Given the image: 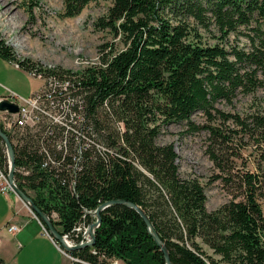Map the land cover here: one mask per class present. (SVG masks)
<instances>
[{
	"label": "trees",
	"instance_id": "trees-1",
	"mask_svg": "<svg viewBox=\"0 0 264 264\" xmlns=\"http://www.w3.org/2000/svg\"><path fill=\"white\" fill-rule=\"evenodd\" d=\"M95 1L64 0L62 16ZM109 1L93 26L110 40L81 71L17 61L0 38L2 60L68 83L62 115L72 120L69 129L27 130L12 144L14 184L74 245L76 227L94 221L87 212L110 203L94 244L66 253L71 264H166L152 231L170 264H264V0ZM239 96L257 106L242 116L217 108ZM196 113L207 124L192 123ZM174 124L207 135L209 183L228 196L213 211L204 186L180 175L173 145L157 143ZM0 171L8 173L1 139Z\"/></svg>",
	"mask_w": 264,
	"mask_h": 264
},
{
	"label": "rangeland",
	"instance_id": "rangeland-1",
	"mask_svg": "<svg viewBox=\"0 0 264 264\" xmlns=\"http://www.w3.org/2000/svg\"><path fill=\"white\" fill-rule=\"evenodd\" d=\"M109 6V0H97L89 3L79 15L65 18L62 16L64 12V0H39L37 6H29L23 0H0V38L15 53L17 61L28 60L42 70H54L58 72L81 71L87 65L96 63L98 46L110 40L109 35L97 31L93 26L95 20L101 17ZM209 41L210 43L215 42L213 40ZM21 75L23 74L15 71L14 68L0 65V86L9 88V91L16 86L17 88H23L27 92L39 86L40 81L34 79L37 76L35 71L28 73L27 78ZM6 90L8 89L3 90L0 88V94H3V97L7 96ZM16 95L23 97L19 93ZM256 97L258 100L262 98L260 93ZM253 99L250 96H239L232 105L220 103L217 105V108L225 113L242 116L248 113L251 107L257 106V102H254V104ZM51 112L55 114L60 122H55V126L60 127L58 124L63 123L67 126L66 129L72 127V120H67L70 118L67 117L68 110L64 115H61V110L57 109H52ZM191 121L199 126L207 124L204 117L199 113L194 114L191 117ZM39 122V125L44 127L49 123V119L47 117L39 118ZM32 131V133H35L38 131V127ZM73 131L75 132L76 130ZM88 136V134H85L83 136L85 139L82 138L85 140V145L91 143L92 137L89 136L90 140H88ZM69 140H71L70 135ZM157 143L161 145L172 144L179 157L178 166L180 175L183 178H195L204 186L207 211H213L228 201V196L221 189L219 183H209L213 170L212 164L205 154L207 135L204 131L187 132L184 124H174L163 131ZM98 148H102L101 144H98ZM0 192L12 193L25 214L40 224L41 229L38 228V231L40 230L43 236L51 240V243L58 252L64 251L60 244L52 238L48 230L43 227L42 221L30 211L28 204H25L14 191H2L0 188ZM28 194L31 195V192ZM262 212L264 216V205H262ZM94 213L95 211L91 212V214H86L94 219L90 224L96 221ZM89 225L85 226V223H83L80 227L82 237ZM33 227L32 225V235L34 234ZM44 231L47 232L48 236L44 234ZM90 235L91 233H89V237ZM66 241L70 245H74L67 239ZM83 241H86L85 238H81L80 242ZM34 243L39 246L44 245L41 240H35ZM43 253L45 255L49 254L45 251ZM114 264L123 263L114 261Z\"/></svg>",
	"mask_w": 264,
	"mask_h": 264
},
{
	"label": "crops",
	"instance_id": "crops-1",
	"mask_svg": "<svg viewBox=\"0 0 264 264\" xmlns=\"http://www.w3.org/2000/svg\"><path fill=\"white\" fill-rule=\"evenodd\" d=\"M0 65L14 68L15 71L23 74L21 76L28 77L27 73L18 69L15 64L1 58ZM41 85L40 82L37 88L35 87L29 92L12 85L15 87L10 91L16 92L15 94L19 93L23 96H20L21 98L27 99L38 91ZM0 88L9 90L4 86H0ZM0 97H3V94H0ZM32 225L34 226L33 235ZM10 226H17L20 229L18 232L10 233L8 232ZM38 228L41 229L40 224L25 214L12 193L0 192V259L4 264H71V259L65 253L58 252L51 240L43 236ZM35 240H41L44 245L35 244ZM44 251L49 254L45 255Z\"/></svg>",
	"mask_w": 264,
	"mask_h": 264
},
{
	"label": "built area",
	"instance_id": "built-area-1",
	"mask_svg": "<svg viewBox=\"0 0 264 264\" xmlns=\"http://www.w3.org/2000/svg\"><path fill=\"white\" fill-rule=\"evenodd\" d=\"M35 79L39 80L42 85L40 89L29 98L23 99L9 90H6L7 96L0 98V103L4 101L17 107L16 113L0 110V126L6 133H8L15 146L22 143L27 130L33 132L32 130L34 128H41L39 125V118L47 117L49 119L47 125L55 126V122L60 123L51 110H61L60 114L62 115V112L66 107V105L61 102V99L66 92L68 83L60 84L57 80L47 79L42 75L36 76ZM58 125L67 127L63 123ZM0 188L2 191L10 190L13 192L8 184L7 175L2 171H0ZM87 213L91 214V212ZM81 226L82 224L76 228L77 232H80ZM18 231L19 227L17 226H10L8 228V232ZM44 234L48 236L46 231H44Z\"/></svg>",
	"mask_w": 264,
	"mask_h": 264
},
{
	"label": "water",
	"instance_id": "water-1",
	"mask_svg": "<svg viewBox=\"0 0 264 264\" xmlns=\"http://www.w3.org/2000/svg\"><path fill=\"white\" fill-rule=\"evenodd\" d=\"M0 110L2 111H8L10 113H16L17 112V107H15L14 105L12 104H9L7 102H1L0 103ZM0 139L1 141L3 142L4 144V147H5V150H6V156L8 158V164H9V167H8V173H7V180H8V184L9 186L12 188V190L14 191V193L25 203V204H28L29 206V209L30 211L35 215L37 216L43 223H45L46 227H47V230L49 232V234L52 236V238L54 240H56L60 246L63 248V252H70V251H73V250H77V249H81V248H84V247H88V246H92L94 244V240H95V237H94V233H95V229L98 228L99 224H100V212L105 209V207H107L110 203H105L101 206H99L96 210H95V213H94V216L96 218V221L93 223V224H90L87 228L86 231H89L91 230V236H90V241H83V242H80L76 245H70L69 246H66L64 244V242L66 241V238L65 237H62L58 234V232L54 229L53 225L50 223L49 219L42 213L40 212L33 204L32 202L30 201V199L24 195L14 184V181H13V173H14V152H13V147H12V144L10 142V140L8 139L7 135L5 133H3L1 130H0ZM115 204H120V202H114ZM129 207H133L132 205H128ZM134 208V207H133ZM143 218V214L141 213V211L137 208H134ZM145 220V223L146 225L148 226V229L150 231H152L151 229V226L149 225V222L147 221L146 218H144ZM85 235V233H84ZM152 235L154 237V240L155 242L161 247V251L163 252L164 254V258H165V262L166 264H170L169 262V257H168V254H167V251L165 249L164 246L161 245L159 239L156 237L155 233L152 231ZM82 239H84V236L82 237ZM67 242V241H66Z\"/></svg>",
	"mask_w": 264,
	"mask_h": 264
},
{
	"label": "bare ground",
	"instance_id": "bare-ground-1",
	"mask_svg": "<svg viewBox=\"0 0 264 264\" xmlns=\"http://www.w3.org/2000/svg\"><path fill=\"white\" fill-rule=\"evenodd\" d=\"M89 233H91V230L86 231V232H85V235H84V238H85V240H87V241L90 240ZM90 236H91V235H90ZM64 244H65L66 246H69V242H66V241H65Z\"/></svg>",
	"mask_w": 264,
	"mask_h": 264
}]
</instances>
